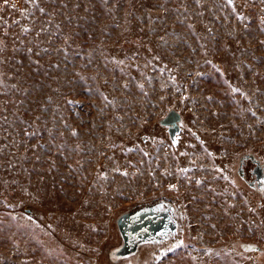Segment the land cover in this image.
<instances>
[{
    "label": "rangeland",
    "instance_id": "rangeland-1",
    "mask_svg": "<svg viewBox=\"0 0 264 264\" xmlns=\"http://www.w3.org/2000/svg\"><path fill=\"white\" fill-rule=\"evenodd\" d=\"M245 151L264 162L262 0H0V264H110L118 215L162 197L183 231L124 264L264 263Z\"/></svg>",
    "mask_w": 264,
    "mask_h": 264
},
{
    "label": "flooded vegetation",
    "instance_id": "flooded-vegetation-1",
    "mask_svg": "<svg viewBox=\"0 0 264 264\" xmlns=\"http://www.w3.org/2000/svg\"><path fill=\"white\" fill-rule=\"evenodd\" d=\"M235 165L234 173L240 187L249 193L264 196V162L252 152L245 151L238 156ZM180 208L181 205L177 200L171 197H162L136 208L125 210L129 215L133 214L136 209L139 210L138 227L135 228L133 224H129L126 227L125 240L119 244L118 233L117 240L108 244L106 257L109 263L120 264L123 262L124 264L126 259L135 256L136 254L124 256L122 253L138 240L142 243L140 250L146 246L161 248L171 243L183 231L184 216ZM154 219L162 221L161 228L156 232L151 231L150 221ZM146 234L148 235L146 236Z\"/></svg>",
    "mask_w": 264,
    "mask_h": 264
},
{
    "label": "water",
    "instance_id": "water-1",
    "mask_svg": "<svg viewBox=\"0 0 264 264\" xmlns=\"http://www.w3.org/2000/svg\"><path fill=\"white\" fill-rule=\"evenodd\" d=\"M159 124L162 127H165L168 133V137L171 140L172 143L176 142L177 134L181 132L183 129V119L182 116L177 112L170 110L163 118L159 120ZM153 208H156L153 206ZM151 223V231L156 232L161 228L162 221L159 219H154L150 221ZM139 223V210L136 209V211L133 214H128L127 211L121 213L118 215V217L115 219V225L118 230L120 240L119 244L122 240H125L126 237V227L129 226V224H133L135 228L138 227ZM148 234H146L147 236ZM150 235V234H149ZM142 243L138 240L136 241L132 246H130L128 249L124 250L122 255L124 256H130L137 254V252L140 251ZM257 249V251H261L262 255L264 256V251L261 250L258 246H254ZM260 264H264L262 260H260Z\"/></svg>",
    "mask_w": 264,
    "mask_h": 264
},
{
    "label": "snow or ice",
    "instance_id": "snow-or-ice-1",
    "mask_svg": "<svg viewBox=\"0 0 264 264\" xmlns=\"http://www.w3.org/2000/svg\"><path fill=\"white\" fill-rule=\"evenodd\" d=\"M226 2L231 5L234 3V0H226ZM262 2H264V0H262ZM5 3H7V0H5ZM240 19H243V17H239ZM69 103H72L71 101H69ZM73 135H75V133H73ZM246 250L248 251H257V249L253 246H247Z\"/></svg>",
    "mask_w": 264,
    "mask_h": 264
}]
</instances>
